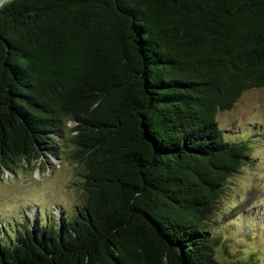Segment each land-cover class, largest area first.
I'll use <instances>...</instances> for the list:
<instances>
[{
	"label": "trees",
	"instance_id": "16d2710c",
	"mask_svg": "<svg viewBox=\"0 0 264 264\" xmlns=\"http://www.w3.org/2000/svg\"><path fill=\"white\" fill-rule=\"evenodd\" d=\"M256 88L264 0L4 3L0 168L70 145L83 207L0 239V264H223L207 223L251 147L216 116Z\"/></svg>",
	"mask_w": 264,
	"mask_h": 264
},
{
	"label": "rangeland",
	"instance_id": "374dc122",
	"mask_svg": "<svg viewBox=\"0 0 264 264\" xmlns=\"http://www.w3.org/2000/svg\"><path fill=\"white\" fill-rule=\"evenodd\" d=\"M216 121L225 138L244 140L251 149L242 168L223 185L207 230L219 262L264 264V89L244 92L231 110L217 113ZM70 128L71 123L63 126L65 137ZM62 148L60 143L58 151ZM69 151L67 145L57 157L43 154L0 168V239L28 224L72 218L82 209V170L68 162Z\"/></svg>",
	"mask_w": 264,
	"mask_h": 264
},
{
	"label": "water",
	"instance_id": "95a60500",
	"mask_svg": "<svg viewBox=\"0 0 264 264\" xmlns=\"http://www.w3.org/2000/svg\"><path fill=\"white\" fill-rule=\"evenodd\" d=\"M4 1H6V0H4ZM4 1H3V2H4ZM3 2H1L0 5H1Z\"/></svg>",
	"mask_w": 264,
	"mask_h": 264
},
{
	"label": "bare ground",
	"instance_id": "6f19581e",
	"mask_svg": "<svg viewBox=\"0 0 264 264\" xmlns=\"http://www.w3.org/2000/svg\"><path fill=\"white\" fill-rule=\"evenodd\" d=\"M1 1V0H0Z\"/></svg>",
	"mask_w": 264,
	"mask_h": 264
}]
</instances>
